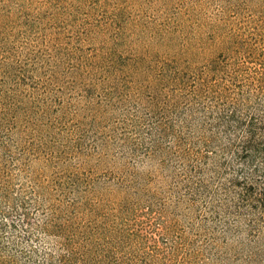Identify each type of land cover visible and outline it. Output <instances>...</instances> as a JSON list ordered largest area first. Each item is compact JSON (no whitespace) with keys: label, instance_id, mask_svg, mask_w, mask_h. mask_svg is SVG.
I'll list each match as a JSON object with an SVG mask.
<instances>
[{"label":"trees","instance_id":"1","mask_svg":"<svg viewBox=\"0 0 264 264\" xmlns=\"http://www.w3.org/2000/svg\"><path fill=\"white\" fill-rule=\"evenodd\" d=\"M245 31L222 34L201 63H78L87 126L44 62L0 53V264H264V46ZM99 149L155 173L138 174L124 203L101 204L99 175L70 168Z\"/></svg>","mask_w":264,"mask_h":264},{"label":"rangeland","instance_id":"2","mask_svg":"<svg viewBox=\"0 0 264 264\" xmlns=\"http://www.w3.org/2000/svg\"><path fill=\"white\" fill-rule=\"evenodd\" d=\"M236 27L246 30L250 42L264 46V0H0V53L44 62L52 83L62 89L56 94L74 108L72 118L82 121L81 126H87L82 112L90 94L87 84H71L78 78V63H85L91 72L97 69L91 63L118 54H157L201 63L220 49L221 35ZM89 78L83 76L84 81ZM92 83L100 84L97 79ZM20 136V131H14L15 139ZM101 153L103 149L72 157L70 167L92 169L99 175L91 188L101 204L124 203L125 196L140 186L133 182L138 174L155 173L150 164L124 167V159ZM34 166L45 174L50 170L41 162ZM104 170L123 176L127 185L103 180Z\"/></svg>","mask_w":264,"mask_h":264}]
</instances>
